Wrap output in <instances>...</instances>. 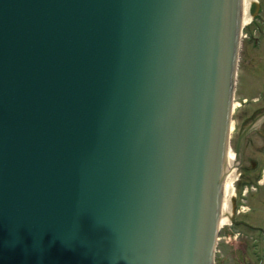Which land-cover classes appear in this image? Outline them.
Segmentation results:
<instances>
[{
	"label": "water",
	"instance_id": "95a60500",
	"mask_svg": "<svg viewBox=\"0 0 264 264\" xmlns=\"http://www.w3.org/2000/svg\"><path fill=\"white\" fill-rule=\"evenodd\" d=\"M241 4L0 0V264H214Z\"/></svg>",
	"mask_w": 264,
	"mask_h": 264
},
{
	"label": "rangeland",
	"instance_id": "374dc122",
	"mask_svg": "<svg viewBox=\"0 0 264 264\" xmlns=\"http://www.w3.org/2000/svg\"><path fill=\"white\" fill-rule=\"evenodd\" d=\"M250 26L249 23L245 27V32ZM242 49L241 46V54ZM240 56L238 70L241 80L236 92V102L240 100L239 94L243 93L248 98H255L259 94L254 74L262 75L259 70L261 65L256 63V67H250L249 61H253L254 57L252 53ZM238 107L237 103L235 111ZM232 120L234 121L233 117ZM238 137L232 132L230 145L234 153ZM242 157L233 183L232 197L237 199L238 207L230 222L223 224L220 229L215 264H264V137L256 133L247 135ZM252 161L256 162L255 169L251 167ZM258 256H263L260 258L262 260Z\"/></svg>",
	"mask_w": 264,
	"mask_h": 264
},
{
	"label": "flooded vegetation",
	"instance_id": "af4514ba",
	"mask_svg": "<svg viewBox=\"0 0 264 264\" xmlns=\"http://www.w3.org/2000/svg\"><path fill=\"white\" fill-rule=\"evenodd\" d=\"M258 7L257 13L250 22V27L242 35L241 46L242 54L252 53L253 61H249L250 67H256V63L261 65L262 68L259 70L262 75L254 74V78L257 81L258 90L260 91L255 98L245 97V94H239L240 100L238 101V110L234 111V132L240 135L242 131L250 126V130L247 135L256 133V135H261L264 137V0H254ZM254 4V5H255ZM245 30V29H244ZM257 36L258 40L254 41V37ZM260 50V52H258ZM240 54V55H242ZM241 57V56H240ZM258 57V58H256ZM240 69V67H239ZM256 72V71H255ZM240 75L238 73L237 88H239ZM236 99V93H235ZM247 139V137H246ZM246 139L244 142V149L246 144ZM256 162H251L252 169H255Z\"/></svg>",
	"mask_w": 264,
	"mask_h": 264
},
{
	"label": "bare ground",
	"instance_id": "6f19581e",
	"mask_svg": "<svg viewBox=\"0 0 264 264\" xmlns=\"http://www.w3.org/2000/svg\"><path fill=\"white\" fill-rule=\"evenodd\" d=\"M249 4L250 0H242V25L241 28L245 24H247L250 21L249 16ZM237 106V103L233 104V108ZM230 128L233 129V125H230ZM226 168L227 173L224 176L223 184H222V196H221V203H220V210H219V225L226 224L230 222L231 215H232V206H231V199L234 192V181L237 178L238 175V168H237V162L235 158V153L229 149L226 154Z\"/></svg>",
	"mask_w": 264,
	"mask_h": 264
}]
</instances>
